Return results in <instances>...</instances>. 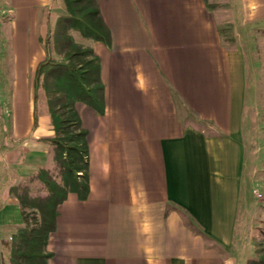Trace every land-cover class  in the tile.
Returning a JSON list of instances; mask_svg holds the SVG:
<instances>
[{
  "label": "crops",
  "instance_id": "crops-1",
  "mask_svg": "<svg viewBox=\"0 0 264 264\" xmlns=\"http://www.w3.org/2000/svg\"><path fill=\"white\" fill-rule=\"evenodd\" d=\"M95 1L109 31L88 40L104 113L73 102L89 192L57 206L48 264H249L264 214L252 198L264 189V0L225 20L204 0ZM60 2L0 0V239L24 225L19 187L41 190L55 167L34 75Z\"/></svg>",
  "mask_w": 264,
  "mask_h": 264
},
{
  "label": "rangeland",
  "instance_id": "rangeland-1",
  "mask_svg": "<svg viewBox=\"0 0 264 264\" xmlns=\"http://www.w3.org/2000/svg\"><path fill=\"white\" fill-rule=\"evenodd\" d=\"M60 1L65 8V15H60L55 21L56 24L49 28V36L46 38L48 44L45 41V49L48 48L51 64L42 75L40 85L43 88L49 113L53 124H55L54 127H57V129L59 128L58 131L60 136L66 139L72 134L74 135L77 130L75 124L69 126L67 122L64 124L60 123L63 117H69L71 115V112H67L66 115L62 117V112L65 110L68 111L69 109L71 110V108L74 107L73 102L77 97H87L86 93L83 95L79 94V92L75 90V88H78L76 86L77 84L69 79V72L67 69L69 56H73V63L80 68L82 72L94 70V65L97 61L93 59L95 55H91L89 52L91 48L88 40H90L91 37H88L87 34L96 32L102 37H106L107 34L99 28L98 17L97 15H93L95 7L91 0H70L69 11L65 1ZM239 1L240 0H208L207 6L218 12L231 8L233 10L231 12H233L235 19L239 17V6L237 5ZM60 11L59 14L61 13ZM221 14L222 18L225 20V17H227L225 11H222ZM234 30L230 22L224 21L221 24V35L225 42L228 41L229 44L235 43ZM89 60L94 61L89 64ZM84 78V86L88 88L92 95L97 96L96 98L99 99L101 91L99 89L100 84L95 81L96 74L93 72L90 76L85 75ZM262 93L264 95V92ZM0 95L2 94L0 93ZM1 110H3V107ZM70 118H72V116ZM73 142L79 143L80 146L82 145V141L80 140ZM54 146L55 167H53L51 172L47 171V173L66 190H72L75 188L76 169H80V171L77 172L79 174L77 179L80 182H84V176L86 175L84 159H75L73 157L74 153L71 152L69 153L71 161L69 165L66 166L61 148L56 146V144H54ZM40 175L41 173H39V176ZM40 182L41 190H36L35 187L32 193H30L31 189L28 186L19 187L18 195H26V207L24 208V212L27 214V222L24 223L23 227L19 230L39 225L40 215L39 211L35 208V204L39 199H45L49 194L45 183L43 181ZM35 186L38 188V183H36ZM257 190L258 193L261 194V197L257 198L255 195V198L252 197L253 202L256 203L257 201L260 202V200L264 201V189L258 188ZM260 218L259 222L256 223L258 229L256 232L257 236L254 237V246L256 248L255 256L249 260V264H264V214L260 216ZM18 232L19 231L9 239H0V264H15L13 249L20 243V236L17 235Z\"/></svg>",
  "mask_w": 264,
  "mask_h": 264
},
{
  "label": "trees",
  "instance_id": "trees-1",
  "mask_svg": "<svg viewBox=\"0 0 264 264\" xmlns=\"http://www.w3.org/2000/svg\"><path fill=\"white\" fill-rule=\"evenodd\" d=\"M65 4L67 6V9L69 11V4L70 0H64ZM92 4L95 7V11L93 15H97L98 17V23L99 28L106 32L107 36L102 37L99 33L94 32L93 34H87L88 37L104 41L107 43L109 41V31L107 27L105 26L103 19L101 17L100 11L97 7L96 1L91 0ZM207 2L208 0H204ZM48 44V42L46 41ZM89 52L91 55H94L93 50L89 49ZM46 57L42 61H40L36 67L35 75H34V100L36 101L37 98V90L41 86V77L46 71V69L51 64V59L48 53V48L46 49ZM73 56L70 55L68 62H67V69L69 72V79L74 81L73 83H76L75 85L78 88H75L76 91L79 92V94H85V97H77L78 100H81L94 108L98 113L103 114L104 113V97H103V84L100 80V68L97 57H93L97 63L94 65V70H87L85 72H82L80 68H78L72 61ZM94 60H89L88 63H93ZM96 74V80L100 84V91L101 94L99 96V99H97V96H94L91 94V92L84 86V76L89 75L92 73ZM72 106V105H71ZM56 111V110H55ZM67 112H71V115L65 116ZM72 116V118H70ZM62 119L60 120V123H68L69 126L71 124H75L77 132L73 135H71L68 138H62L59 134V131L57 127H54L55 135L54 137L50 138L49 141H51L53 144H56V146H59L61 148L62 156L65 161L66 166L70 163L69 153H74L75 159H84L85 169H86V175L84 176V182H80L78 178V171L80 169H76L77 172H75V188L72 189L79 199H85L87 197V194L89 192V182H88V143H87V132L81 127L80 119L78 117L77 112L75 111L74 107L69 109L68 111L65 110L62 112ZM37 123V116H36V109L34 114V124ZM55 125V124H54ZM82 141L81 146L79 143H74L73 141ZM40 178L45 183V186L49 192L47 197L45 199H39L36 204L35 208L39 211L40 215V222L38 226H34L31 228H23L19 230L18 234L20 236V243L15 246L13 249V257L15 260V264H48V259L51 256V254L46 250V245L48 241L49 234L55 230L56 227V213H57V206L59 203H61L67 194V191L63 186L59 185L56 181H54L50 175L45 171L41 170ZM19 202L21 204V207L23 208L22 211V217L24 223L27 222V214L24 212V208L26 207V195L25 196H18Z\"/></svg>",
  "mask_w": 264,
  "mask_h": 264
},
{
  "label": "built area",
  "instance_id": "built-area-1",
  "mask_svg": "<svg viewBox=\"0 0 264 264\" xmlns=\"http://www.w3.org/2000/svg\"><path fill=\"white\" fill-rule=\"evenodd\" d=\"M257 196H261V194L257 192Z\"/></svg>",
  "mask_w": 264,
  "mask_h": 264
}]
</instances>
